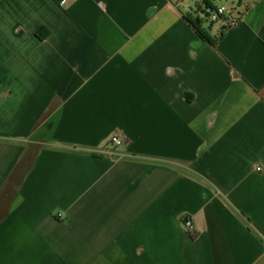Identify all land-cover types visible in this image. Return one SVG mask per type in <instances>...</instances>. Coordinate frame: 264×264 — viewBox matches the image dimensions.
Segmentation results:
<instances>
[{
    "label": "crops",
    "instance_id": "0c3cea01",
    "mask_svg": "<svg viewBox=\"0 0 264 264\" xmlns=\"http://www.w3.org/2000/svg\"><path fill=\"white\" fill-rule=\"evenodd\" d=\"M199 1L0 0V264H264V0Z\"/></svg>",
    "mask_w": 264,
    "mask_h": 264
},
{
    "label": "built area",
    "instance_id": "2783aa9c",
    "mask_svg": "<svg viewBox=\"0 0 264 264\" xmlns=\"http://www.w3.org/2000/svg\"><path fill=\"white\" fill-rule=\"evenodd\" d=\"M62 1L64 2L65 0ZM196 13L202 21L209 24L219 21L223 24V26H225V28L236 26L242 19V13H240L237 8L234 7L227 9L222 5L217 6L214 5L212 0H200ZM109 142L112 147H118L122 145L123 138L120 133H113L110 136ZM180 222L186 231L193 230V222L187 215L182 216L180 218Z\"/></svg>",
    "mask_w": 264,
    "mask_h": 264
},
{
    "label": "trees",
    "instance_id": "16d2710c",
    "mask_svg": "<svg viewBox=\"0 0 264 264\" xmlns=\"http://www.w3.org/2000/svg\"><path fill=\"white\" fill-rule=\"evenodd\" d=\"M189 22L194 27L195 31L203 38L211 42L212 44L215 42L206 32L205 29L201 28L202 19L199 16H194L193 18H188Z\"/></svg>",
    "mask_w": 264,
    "mask_h": 264
},
{
    "label": "rangeland",
    "instance_id": "374dc122",
    "mask_svg": "<svg viewBox=\"0 0 264 264\" xmlns=\"http://www.w3.org/2000/svg\"><path fill=\"white\" fill-rule=\"evenodd\" d=\"M238 1L239 0H213V3H214V5H217V6L222 5V6L226 7L227 9H230V8H234V7L238 8ZM201 25L207 27L209 25V23L202 21ZM212 25L214 27H216V26L219 27L220 22L219 21L214 22V23H212Z\"/></svg>",
    "mask_w": 264,
    "mask_h": 264
}]
</instances>
